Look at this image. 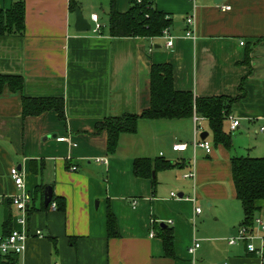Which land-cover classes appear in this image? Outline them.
<instances>
[{
  "label": "crops",
  "instance_id": "1",
  "mask_svg": "<svg viewBox=\"0 0 264 264\" xmlns=\"http://www.w3.org/2000/svg\"><path fill=\"white\" fill-rule=\"evenodd\" d=\"M14 1L0 0V6L8 9ZM71 1L91 23L90 31L76 29L77 8L70 9ZM110 1L25 0L24 34L0 36V74L24 79L22 91L6 86L0 94V196H5L0 235L16 227L27 230L20 264H191L189 248L196 241L201 246L195 264H263L249 253L246 241L229 243L244 220L231 162L239 154L233 143H213L207 119L200 116L211 153L192 146L197 137L193 117L140 119L136 132L121 134L113 153L107 133H96V124L147 109L151 66L170 63L177 90L236 98L229 116L240 120L238 129L248 136L264 134L259 131L264 123V0H155L173 19L170 48L162 36L112 37ZM129 7L130 0H116L118 11ZM94 13L103 25L99 31ZM188 15L195 16V38L185 35ZM23 96L63 97L65 120L55 110L23 117ZM229 116L224 129L231 133ZM256 138L250 146H256ZM177 142L188 148L174 151ZM139 157H164L175 165L153 171L154 183L135 175ZM13 166L23 171L33 194L44 186L26 227L17 223L20 213L10 200L17 191ZM191 172L193 177H183ZM48 186L64 198L63 209L45 205ZM257 206L256 216L264 214V199ZM196 207L202 213L196 214ZM108 211L116 218L115 237L108 235ZM165 227L174 234L169 255Z\"/></svg>",
  "mask_w": 264,
  "mask_h": 264
},
{
  "label": "trees",
  "instance_id": "2",
  "mask_svg": "<svg viewBox=\"0 0 264 264\" xmlns=\"http://www.w3.org/2000/svg\"><path fill=\"white\" fill-rule=\"evenodd\" d=\"M77 4L70 2V9ZM25 0H15L11 7L0 6V36L23 35L25 32ZM108 29L112 37L154 38L162 35L165 28L171 27L173 19L156 6L155 0H130V7L125 12L116 8V0L110 1ZM264 40V37L262 38ZM8 86L11 91L23 90L24 79L19 75L0 74V94ZM150 106L140 114L126 113L122 116H109L96 124V133H107L108 152L113 153L122 133L137 131L140 119H181L193 117L194 114L208 120L214 144L232 145V135L224 129V122L231 114L236 98L228 95L195 97L192 91L177 90L174 87V71L170 63L153 64L150 72ZM23 117L37 116L47 110H55L58 118L65 120V101L63 97H22ZM232 174L241 201L244 220L242 224L251 225L259 211L257 201L264 199V156H233ZM33 163V161H32ZM174 162L164 157H139L134 162V173L137 177L151 178L155 183L153 171L174 166ZM44 194V186L38 185L34 200ZM58 208L65 207L62 197L52 196V202ZM7 225V223H6ZM107 228L109 237L118 235L114 214L108 211ZM162 238L166 253L174 250V234L171 228H162ZM0 264H20L17 253H1Z\"/></svg>",
  "mask_w": 264,
  "mask_h": 264
},
{
  "label": "built area",
  "instance_id": "3",
  "mask_svg": "<svg viewBox=\"0 0 264 264\" xmlns=\"http://www.w3.org/2000/svg\"><path fill=\"white\" fill-rule=\"evenodd\" d=\"M221 8L223 10H229L230 6L222 5ZM92 20L95 21V31H99L103 25L100 22L99 15L97 13L92 14ZM187 23V30L185 35L187 37L195 38V16L188 15L186 17ZM162 37L166 38V47L170 48L174 45V37L170 33V28L167 27L162 32ZM242 44H244L242 42ZM195 127L197 131V137L193 140L192 146L194 149L196 148H203L207 153H211L213 150L212 143L206 139H201L200 133L202 132L201 127V117L197 114L193 116ZM230 120V130L235 131L237 130L241 123L240 120L229 116ZM259 131L264 133V123L260 125ZM58 141H65L67 140L66 137H57ZM174 151H184L188 148L187 143L177 142L172 146ZM98 162L107 163V159H97ZM72 169H76V166H73ZM10 175L14 181L16 186V193L10 196V200L12 205L18 210L20 213L19 217L17 218V223L22 227H26L28 223V217L30 214V210L34 200V194L27 189L26 182H25V175L23 171L18 166H13L10 170ZM195 172L186 173L183 175L184 178L193 177ZM171 195L173 197L179 198L175 192H172ZM5 196H0V201H2ZM192 201H195V197L188 198ZM51 209H57V203L52 202L50 203ZM196 214L202 213L201 207H196L195 209ZM151 237L155 236V232L151 231ZM29 237V234L26 229L21 228H13L12 231L7 235H0V252L7 254V253H17L21 254L24 252L26 247V241ZM242 240L247 242V249L249 253L256 255L262 259L264 264V214L257 215L254 219V222L251 225L241 224L239 227V232L235 237H232L229 240L230 244H235L237 241ZM201 246V243L196 241L194 244L189 248V253L192 256L191 264H195V254L197 249Z\"/></svg>",
  "mask_w": 264,
  "mask_h": 264
},
{
  "label": "rangeland",
  "instance_id": "4",
  "mask_svg": "<svg viewBox=\"0 0 264 264\" xmlns=\"http://www.w3.org/2000/svg\"><path fill=\"white\" fill-rule=\"evenodd\" d=\"M95 27V23L93 24ZM226 125H228L226 123ZM233 149H235L239 156H251V157H261L264 156V134L248 136L244 128L238 129L236 131H231ZM257 137L256 146H250V139H255ZM211 139V136H210ZM212 140V139H211ZM251 152H248V150ZM259 152V153H258ZM243 154V155H241ZM261 154V155H256Z\"/></svg>",
  "mask_w": 264,
  "mask_h": 264
},
{
  "label": "water",
  "instance_id": "5",
  "mask_svg": "<svg viewBox=\"0 0 264 264\" xmlns=\"http://www.w3.org/2000/svg\"><path fill=\"white\" fill-rule=\"evenodd\" d=\"M75 16H76L75 27L78 31H90L91 30L92 28L91 23L89 22L88 19L84 17L83 13L81 12L79 8L75 10ZM208 135L209 133L207 131H204L200 134V137L201 139H206ZM44 196H45V205L48 206L53 196L52 188L50 186L46 187Z\"/></svg>",
  "mask_w": 264,
  "mask_h": 264
}]
</instances>
